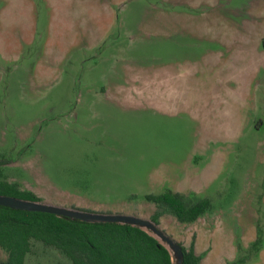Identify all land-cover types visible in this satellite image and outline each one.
<instances>
[{"label": "rangeland", "instance_id": "1", "mask_svg": "<svg viewBox=\"0 0 264 264\" xmlns=\"http://www.w3.org/2000/svg\"><path fill=\"white\" fill-rule=\"evenodd\" d=\"M0 174L146 219V194L205 198L157 226L201 264H264V0H0ZM24 264L70 262L31 241Z\"/></svg>", "mask_w": 264, "mask_h": 264}, {"label": "trees", "instance_id": "2", "mask_svg": "<svg viewBox=\"0 0 264 264\" xmlns=\"http://www.w3.org/2000/svg\"><path fill=\"white\" fill-rule=\"evenodd\" d=\"M0 194L38 200L30 191L21 190L16 183L1 178V174ZM144 199L156 207L149 218L155 225L158 217L165 213L173 215L180 223H190L209 208L205 198L188 200L181 193L169 190L146 194ZM31 241L53 248L70 264H173L170 252L137 226L85 222L0 205V249L6 253L2 264H24ZM263 242L261 234L256 232L249 247L256 252ZM177 244L182 252L181 264H201V256L194 252L192 241L187 247Z\"/></svg>", "mask_w": 264, "mask_h": 264}, {"label": "water", "instance_id": "3", "mask_svg": "<svg viewBox=\"0 0 264 264\" xmlns=\"http://www.w3.org/2000/svg\"><path fill=\"white\" fill-rule=\"evenodd\" d=\"M0 205L27 211L46 212L85 222H116L137 226L155 238L170 252L173 264H181L182 252L179 249L177 242L163 232L150 219L129 214L99 213L95 211L47 204L39 200H28L4 194H0Z\"/></svg>", "mask_w": 264, "mask_h": 264}, {"label": "crops", "instance_id": "4", "mask_svg": "<svg viewBox=\"0 0 264 264\" xmlns=\"http://www.w3.org/2000/svg\"><path fill=\"white\" fill-rule=\"evenodd\" d=\"M165 214H167V213H165ZM160 216H161V215H160ZM160 216H159V217H160ZM159 217H158V218H159ZM193 248H194V246H193Z\"/></svg>", "mask_w": 264, "mask_h": 264}]
</instances>
